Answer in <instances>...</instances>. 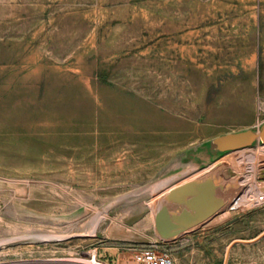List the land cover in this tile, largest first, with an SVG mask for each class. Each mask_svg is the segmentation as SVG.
Returning a JSON list of instances; mask_svg holds the SVG:
<instances>
[{"label":"rangeland","instance_id":"rangeland-1","mask_svg":"<svg viewBox=\"0 0 264 264\" xmlns=\"http://www.w3.org/2000/svg\"><path fill=\"white\" fill-rule=\"evenodd\" d=\"M263 135L264 0H0L1 264H115V247L224 264L264 232V204L229 207L264 184ZM217 171L229 203L153 244L152 203ZM247 243L264 260V237Z\"/></svg>","mask_w":264,"mask_h":264},{"label":"water","instance_id":"water-1","mask_svg":"<svg viewBox=\"0 0 264 264\" xmlns=\"http://www.w3.org/2000/svg\"><path fill=\"white\" fill-rule=\"evenodd\" d=\"M262 139L264 140V135ZM243 142V138L238 135H229L219 139L222 149L233 148ZM237 183L236 179L228 178L224 172L217 171L171 188L162 198L152 203L156 236L164 241L174 240L208 220L229 203L232 190L237 187ZM219 188L227 190L228 196H218ZM171 204L177 205L178 208L172 211ZM263 237L264 232L254 239L232 241L228 247L224 264H228L231 249L236 243L256 242Z\"/></svg>","mask_w":264,"mask_h":264},{"label":"built area","instance_id":"built-area-1","mask_svg":"<svg viewBox=\"0 0 264 264\" xmlns=\"http://www.w3.org/2000/svg\"><path fill=\"white\" fill-rule=\"evenodd\" d=\"M260 166L262 167L263 164H260ZM260 166L258 167L260 168ZM260 170L262 169H259L258 172ZM258 178H260V176H258L257 179L254 178L253 184L251 185L247 184L241 186L242 188L237 191L234 198H232L230 201V208L239 210L257 203L264 204V184H260ZM257 183H259L260 186H257ZM90 258L98 264H110L109 262L98 258L97 253L92 254ZM134 258L138 263L142 264H176V260L172 254L164 251L163 249H158L157 247H152L141 251H134ZM79 264H89V262H83ZM251 264H264V261L262 263L253 262Z\"/></svg>","mask_w":264,"mask_h":264},{"label":"crops","instance_id":"crops-1","mask_svg":"<svg viewBox=\"0 0 264 264\" xmlns=\"http://www.w3.org/2000/svg\"><path fill=\"white\" fill-rule=\"evenodd\" d=\"M153 226H154V224H153ZM191 231V230H190ZM189 232V231H188ZM187 233V232H186ZM186 233H184V234H182V235H180L178 238H176V239H174V240H170V241H172V242H170V243H178L180 240H181V237H183ZM151 234V241H152V243L154 244V243H156L157 241H158V239H160V238H158L157 236H156V234H155V231H152V233H150ZM246 242H239V243H236L234 246H233V248L231 249V251H232V254H231V256H230V261H232L231 263L232 264H251V263H253V262H255V263H262L264 260H261V262H259V261H255V260H252V258H250V257H243L241 254V250L243 249L242 248V244H245ZM255 242H250V243H247V245H250V244H254ZM239 245V246H238ZM115 249H116V252H117V254H116V258H115V264H121V262L124 260V259H127V260H129V259H134L135 260V258H134V252L133 251H130V250H123V249H121V247H115ZM234 251V252H233ZM175 258V257H174ZM176 260V259H175ZM136 261V260H135ZM137 262V261H136ZM176 264H178L177 263V260H176Z\"/></svg>","mask_w":264,"mask_h":264},{"label":"bare ground","instance_id":"bare-ground-1","mask_svg":"<svg viewBox=\"0 0 264 264\" xmlns=\"http://www.w3.org/2000/svg\"><path fill=\"white\" fill-rule=\"evenodd\" d=\"M256 159H257V151L256 152H254V153H252L250 156H249V160H250V164H251V166H250V168H253V169H255V167H256ZM254 176V175H253ZM217 195L218 196H220V194H219V191L217 190ZM174 208V210H175V207H173ZM173 208H171V210L173 209ZM177 209V208H176ZM104 214V213H103ZM103 214H100V213H95V215H94V219H93V222H91L92 223V226H91V228L89 229V230H87L86 232H88V233H91V234H93V233H95V231H96V228H98V225H99V223L105 218V215H103ZM90 223V224H91ZM54 236H57V237H54ZM54 236H52V234H41V235H17V236H14V237H11L10 239H7V242H8V240L10 241V240H24V239H33V240H41V241H47V240H53V239H57V238H59L60 237V235H54ZM5 242V241H4ZM1 244H0V246L2 245V243L3 242H0ZM93 254H95V253H93ZM23 259V258H22ZM98 261V260H97ZM75 262H80V263H83V262H81V261H75ZM86 262H89V264H98L97 262H94L91 258H89L88 259V261H86ZM20 263V262H19ZM17 264V263H16Z\"/></svg>","mask_w":264,"mask_h":264}]
</instances>
